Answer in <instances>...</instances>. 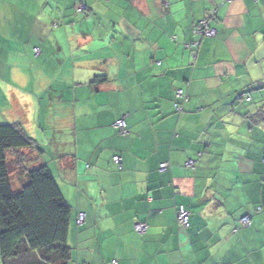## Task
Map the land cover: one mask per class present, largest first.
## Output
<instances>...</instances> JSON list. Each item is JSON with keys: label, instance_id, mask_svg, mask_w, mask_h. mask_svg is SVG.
Returning a JSON list of instances; mask_svg holds the SVG:
<instances>
[{"label": "crops", "instance_id": "obj_1", "mask_svg": "<svg viewBox=\"0 0 264 264\" xmlns=\"http://www.w3.org/2000/svg\"><path fill=\"white\" fill-rule=\"evenodd\" d=\"M63 63L68 264H264V0H0V121L67 83Z\"/></svg>", "mask_w": 264, "mask_h": 264}, {"label": "trees", "instance_id": "obj_2", "mask_svg": "<svg viewBox=\"0 0 264 264\" xmlns=\"http://www.w3.org/2000/svg\"><path fill=\"white\" fill-rule=\"evenodd\" d=\"M105 79L95 76L92 82ZM34 148L18 123H0L2 264H68L71 206L47 165L28 167L29 150Z\"/></svg>", "mask_w": 264, "mask_h": 264}, {"label": "rangeland", "instance_id": "obj_3", "mask_svg": "<svg viewBox=\"0 0 264 264\" xmlns=\"http://www.w3.org/2000/svg\"><path fill=\"white\" fill-rule=\"evenodd\" d=\"M54 56L56 59L61 58L60 54H55ZM50 71L52 72L53 70ZM60 72L61 74L60 77L58 78L55 77L53 73L49 72L50 74L49 78H51L52 80L68 79L67 83H63L62 86H59L58 84H54L51 86L46 85V87H44L42 90L40 89L41 92L38 95H36L33 101H31L32 102L31 105L29 104L31 108L29 111H27L25 117H22L21 115H19V117H14V118L7 117L6 119L4 117L5 120L0 121V123L16 122L21 126L23 132L26 133L29 137H31L36 145V148L29 150L32 158H29L27 162L28 167L35 168L39 166V164L47 165L52 171L58 186H60L61 190L67 195L66 186L64 183H62L59 175L55 171V168L59 166L58 165L59 161L55 154L57 152V148L59 146L58 142L61 136L59 132L60 123L57 124L59 118L55 117V114L59 113L58 110L56 109L58 103L55 101L54 96L56 94L65 96L66 98H69V100L66 102L68 104H71L70 100L72 99L74 89L73 87H71V85H68L69 80H71L72 76L70 75L69 78L70 69L67 67L65 63H63V68L61 69ZM79 87L80 86H78V90L80 89ZM18 92H23V91L22 89H18ZM82 104L84 103L80 101L78 102L77 112L79 113L78 114L79 123L81 120L80 114H82L80 112L84 113V111H86L85 106H81ZM64 108H65V103H63L62 105V109ZM22 151L26 153L29 152L28 150L25 149H22ZM79 152L81 153L82 151L80 150ZM8 159L10 160V156ZM61 172L60 175H62L63 177V171ZM17 174H19V172H15L14 175ZM1 264H2V260H1Z\"/></svg>", "mask_w": 264, "mask_h": 264}, {"label": "built area", "instance_id": "obj_4", "mask_svg": "<svg viewBox=\"0 0 264 264\" xmlns=\"http://www.w3.org/2000/svg\"><path fill=\"white\" fill-rule=\"evenodd\" d=\"M215 19V14L213 12H209L204 18L200 19L193 27V32L200 37L203 36H214L216 34L215 28L211 26V22ZM196 43H188L186 46L191 48L194 46ZM38 52V49L35 50ZM176 98L178 99H183L185 100V97L181 91V89H178L175 94ZM174 106L176 110H182V105L180 102H175ZM115 127L118 128V130L125 134L126 133V128H125V122L123 119H119L115 122ZM113 160L120 164L121 163V158L118 155L113 156ZM167 163H161L160 164V169H164L166 167ZM189 217L190 213L189 211L183 206L179 205L177 207V219L180 225L187 227L189 225ZM85 220V213L84 212H79L76 218V223L77 224H82ZM241 224L244 225H249L250 224V216L249 215H244L240 219ZM146 224L143 222H138L135 224V230L139 233H143L146 230Z\"/></svg>", "mask_w": 264, "mask_h": 264}]
</instances>
